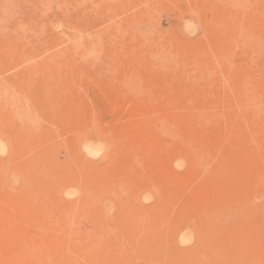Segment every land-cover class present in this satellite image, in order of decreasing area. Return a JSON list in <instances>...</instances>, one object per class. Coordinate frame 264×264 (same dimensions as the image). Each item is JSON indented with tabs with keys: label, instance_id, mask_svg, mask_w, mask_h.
<instances>
[{
	"label": "rangeland",
	"instance_id": "obj_1",
	"mask_svg": "<svg viewBox=\"0 0 264 264\" xmlns=\"http://www.w3.org/2000/svg\"><path fill=\"white\" fill-rule=\"evenodd\" d=\"M0 264H264V0H0Z\"/></svg>",
	"mask_w": 264,
	"mask_h": 264
},
{
	"label": "clouds",
	"instance_id": "obj_2",
	"mask_svg": "<svg viewBox=\"0 0 264 264\" xmlns=\"http://www.w3.org/2000/svg\"><path fill=\"white\" fill-rule=\"evenodd\" d=\"M5 144V142L2 140V139H0V145H4ZM4 153H0V155H3Z\"/></svg>",
	"mask_w": 264,
	"mask_h": 264
}]
</instances>
